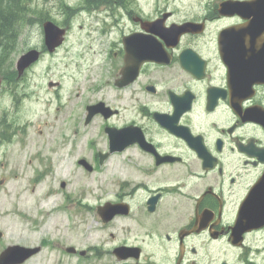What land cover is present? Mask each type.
<instances>
[{"label": "flooded vegetation", "instance_id": "1", "mask_svg": "<svg viewBox=\"0 0 264 264\" xmlns=\"http://www.w3.org/2000/svg\"><path fill=\"white\" fill-rule=\"evenodd\" d=\"M63 5V21L50 19L66 30L63 44L76 12L86 18L79 29L99 36L104 61L87 78L72 128L97 121L104 147L91 163H114L111 190L83 205L96 227L68 225L58 239L27 246L38 250L25 261L45 248L57 264H264V0ZM40 20L41 44L27 48L39 56L24 75L63 46L49 50V17ZM145 52L158 57L140 62ZM25 131L15 126L11 141Z\"/></svg>", "mask_w": 264, "mask_h": 264}, {"label": "rangeland", "instance_id": "2", "mask_svg": "<svg viewBox=\"0 0 264 264\" xmlns=\"http://www.w3.org/2000/svg\"><path fill=\"white\" fill-rule=\"evenodd\" d=\"M77 1L26 0L27 8L20 17L22 24L17 26L18 36L10 55L13 68L19 55L30 45L41 44L40 19L54 17L61 23L63 2L76 5ZM85 21L79 12L74 13L69 19L72 29L68 40L56 55L44 56L36 70L23 76L21 84L9 87V80L1 83L0 122L12 128L26 126L24 133L28 135L24 142H21L23 132H18L13 142L11 137L0 141V252L13 244L37 245L41 240H49V235L58 239L68 230V225L84 230L88 225L99 224L94 211L84 209L83 205L94 207L95 203L105 200L111 190L114 163H91L95 150L104 147L97 121L86 129L72 128L78 102L90 95L87 78L104 61L103 53H98L99 36L87 35L86 25L84 30L79 29V23ZM50 79L60 80L63 86L49 90L45 83ZM81 158L94 165L91 171L77 163ZM47 196L55 206L50 212L44 201ZM79 205L82 210L77 213ZM43 207L47 208L42 210ZM57 212L63 216L56 215L49 220V214ZM43 250L22 264H40L37 260L41 259L57 264L59 254Z\"/></svg>", "mask_w": 264, "mask_h": 264}, {"label": "water", "instance_id": "3", "mask_svg": "<svg viewBox=\"0 0 264 264\" xmlns=\"http://www.w3.org/2000/svg\"><path fill=\"white\" fill-rule=\"evenodd\" d=\"M64 32V29L59 28L57 25L50 21L44 23V38L49 50H52L53 48L61 44ZM38 55L39 52L35 49L28 50L27 52L21 54L16 60V69L18 71V74L21 75L24 69L38 58ZM157 57L158 55L154 52H145L139 55L140 62H142L143 60H155L157 59ZM81 163H83L88 169H90V166L84 160H81ZM97 211L102 216V218H105V206H99ZM1 236L2 233L0 232V237ZM37 250L38 247L31 248L16 244L9 245L0 252V264L21 263L32 254L37 252Z\"/></svg>", "mask_w": 264, "mask_h": 264}, {"label": "trees", "instance_id": "4", "mask_svg": "<svg viewBox=\"0 0 264 264\" xmlns=\"http://www.w3.org/2000/svg\"><path fill=\"white\" fill-rule=\"evenodd\" d=\"M27 8L26 0H0V77L4 81L15 79L11 52L18 36L17 26L22 24L20 17ZM11 125L2 122V130L7 132ZM2 131V136L4 135ZM7 137V135H4Z\"/></svg>", "mask_w": 264, "mask_h": 264}, {"label": "bare ground", "instance_id": "5", "mask_svg": "<svg viewBox=\"0 0 264 264\" xmlns=\"http://www.w3.org/2000/svg\"><path fill=\"white\" fill-rule=\"evenodd\" d=\"M71 172H73V170L72 169H69ZM48 194H50V193H48ZM54 194V193H53ZM29 197H32V195L31 196H29ZM36 197V196H35ZM44 201H45V204L49 207L48 209H46L47 207H43V208H41L42 210H44V209H46L47 211H51L52 209H53V207H55L54 206V203L52 204V202H50L49 201V196H47L46 198H44ZM52 205V206H51ZM57 207H58V204H57ZM56 215H60V216H63L62 214H59L58 212L57 213H52V214H49V216H48V218H49V220H53V218L56 216ZM55 222V221H54ZM52 231H54V233H55V230H52ZM41 259V258H40ZM42 260V259H41ZM41 260H37L40 264H51V262H45V261H43L42 260V262H40Z\"/></svg>", "mask_w": 264, "mask_h": 264}]
</instances>
